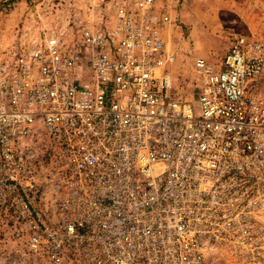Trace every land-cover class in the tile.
Returning <instances> with one entry per match:
<instances>
[{"label": "built area", "instance_id": "1", "mask_svg": "<svg viewBox=\"0 0 264 264\" xmlns=\"http://www.w3.org/2000/svg\"><path fill=\"white\" fill-rule=\"evenodd\" d=\"M175 0H120L114 23L0 49V188L51 264L253 257L264 234V41L194 60L174 91ZM3 197L2 194H0Z\"/></svg>", "mask_w": 264, "mask_h": 264}, {"label": "rangeland", "instance_id": "2", "mask_svg": "<svg viewBox=\"0 0 264 264\" xmlns=\"http://www.w3.org/2000/svg\"><path fill=\"white\" fill-rule=\"evenodd\" d=\"M120 0H0V49L17 42L20 35L37 36L51 31L64 38L72 35L73 22L98 28L111 27ZM173 23L166 34L174 91L194 101L196 80L193 63L203 57L212 62L227 52L233 38L247 35L264 41V0H175ZM264 85V84H263ZM0 264H51L28 246L23 226L10 219L8 192L0 188ZM264 220V218H262ZM262 248L253 257L224 247L207 251L202 264H264V234H256Z\"/></svg>", "mask_w": 264, "mask_h": 264}]
</instances>
